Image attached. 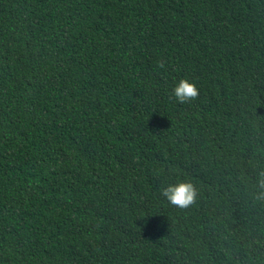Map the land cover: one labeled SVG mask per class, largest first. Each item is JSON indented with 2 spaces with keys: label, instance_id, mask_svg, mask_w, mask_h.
Instances as JSON below:
<instances>
[{
  "label": "trees",
  "instance_id": "16d2710c",
  "mask_svg": "<svg viewBox=\"0 0 264 264\" xmlns=\"http://www.w3.org/2000/svg\"><path fill=\"white\" fill-rule=\"evenodd\" d=\"M261 169L264 0H0V264H264Z\"/></svg>",
  "mask_w": 264,
  "mask_h": 264
},
{
  "label": "clouds",
  "instance_id": "9594fccd",
  "mask_svg": "<svg viewBox=\"0 0 264 264\" xmlns=\"http://www.w3.org/2000/svg\"><path fill=\"white\" fill-rule=\"evenodd\" d=\"M158 67L164 68V64L159 63ZM199 94L197 84L188 78H181L171 93L179 104L194 102L198 99ZM255 187L258 191L253 194V199L264 202V169L258 171ZM160 194L171 205L187 208L195 203L198 192L191 181H180L162 188Z\"/></svg>",
  "mask_w": 264,
  "mask_h": 264
}]
</instances>
